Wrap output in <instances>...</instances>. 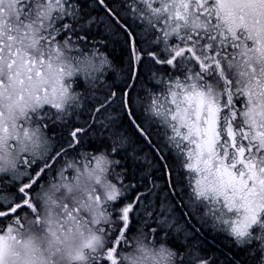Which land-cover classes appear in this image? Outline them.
I'll return each mask as SVG.
<instances>
[{"label": "snow or ice", "instance_id": "1", "mask_svg": "<svg viewBox=\"0 0 264 264\" xmlns=\"http://www.w3.org/2000/svg\"><path fill=\"white\" fill-rule=\"evenodd\" d=\"M25 231L264 264V0H0V264Z\"/></svg>", "mask_w": 264, "mask_h": 264}, {"label": "clouds", "instance_id": "2", "mask_svg": "<svg viewBox=\"0 0 264 264\" xmlns=\"http://www.w3.org/2000/svg\"><path fill=\"white\" fill-rule=\"evenodd\" d=\"M29 236L35 237V243L38 247L39 251H37L36 255L38 257L42 256L48 260V264H72V262L68 258V249L81 247L83 240L81 237H75L69 244H65L62 246L51 245L50 237L45 236L43 233H36L25 231L24 238L27 239ZM17 251L23 253V248L17 247ZM54 252L55 255L51 256L50 253ZM128 256V260L125 261V264H132V261L136 259V257L140 256L141 253L138 249H135L129 253L125 254ZM139 264V262H138Z\"/></svg>", "mask_w": 264, "mask_h": 264}, {"label": "trees", "instance_id": "3", "mask_svg": "<svg viewBox=\"0 0 264 264\" xmlns=\"http://www.w3.org/2000/svg\"><path fill=\"white\" fill-rule=\"evenodd\" d=\"M109 75H113V73H109ZM210 235H211L210 237L212 238V235H215V234L213 233V234H210ZM211 238L209 240H211ZM217 242L221 243V245H222L223 244L222 238L217 237Z\"/></svg>", "mask_w": 264, "mask_h": 264}, {"label": "bare ground", "instance_id": "4", "mask_svg": "<svg viewBox=\"0 0 264 264\" xmlns=\"http://www.w3.org/2000/svg\"><path fill=\"white\" fill-rule=\"evenodd\" d=\"M210 236H211V235H209V239L211 238ZM211 239H212V238H211Z\"/></svg>", "mask_w": 264, "mask_h": 264}]
</instances>
